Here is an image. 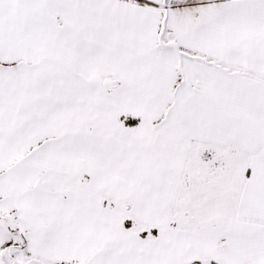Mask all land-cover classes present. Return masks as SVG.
I'll use <instances>...</instances> for the list:
<instances>
[{"label":"snow or ice","instance_id":"6c2138e0","mask_svg":"<svg viewBox=\"0 0 264 264\" xmlns=\"http://www.w3.org/2000/svg\"><path fill=\"white\" fill-rule=\"evenodd\" d=\"M0 264H264V0H0Z\"/></svg>","mask_w":264,"mask_h":264}]
</instances>
